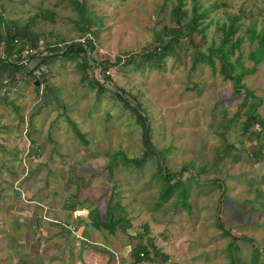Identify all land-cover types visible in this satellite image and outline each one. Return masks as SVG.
<instances>
[{"label": "rangeland", "instance_id": "obj_1", "mask_svg": "<svg viewBox=\"0 0 264 264\" xmlns=\"http://www.w3.org/2000/svg\"><path fill=\"white\" fill-rule=\"evenodd\" d=\"M176 2L84 0L82 18L68 0H0L6 17L32 19L40 49L63 47L90 31L95 36L92 56L115 61L101 93L81 79L77 64L82 55L60 53L45 61L50 66L45 87L37 89L32 75L1 86L6 96L0 99V238L11 230V244L1 243L0 264H46L51 249L72 252L75 236L68 223L88 236L89 230H99L96 238L114 240L118 254L144 242L152 253L166 256L143 264H264V160L254 159L248 146L236 163L227 152V157L217 152L229 139L249 142L241 133L242 122L249 103L257 100L248 96L241 103L244 88L236 90L233 80L224 78L218 56L214 67L204 62L193 67L191 48L177 49L158 63L145 60L154 29L171 23ZM198 2L207 23L198 42H218L217 25L236 17L233 38L240 35L241 41L231 58L235 72L241 71L236 59L242 62V82L262 98L256 109L264 120V0ZM192 4L183 1L189 14ZM87 16L94 21L89 26ZM97 74L102 78V72ZM121 88L146 111L150 138L163 163L170 171L182 170L183 202L177 191L167 200L159 198L162 180L154 175L153 157L139 166L123 158L141 156L144 144L142 127L114 94ZM237 125L238 131L227 129ZM213 177L218 182L210 181ZM108 205L131 226L117 225L111 232L97 228L90 208H98L104 218ZM76 208L87 213L75 216Z\"/></svg>", "mask_w": 264, "mask_h": 264}, {"label": "trees", "instance_id": "obj_2", "mask_svg": "<svg viewBox=\"0 0 264 264\" xmlns=\"http://www.w3.org/2000/svg\"><path fill=\"white\" fill-rule=\"evenodd\" d=\"M68 1L73 7L77 9L81 17L84 18L86 13L84 0ZM183 1L184 0H177V2L172 5L170 9V18L172 21L170 24L163 23L161 27L154 29V42L152 44L153 48L150 51H145V60L150 59V61L158 63L161 62L167 54L174 52L177 49L191 48V65L193 67L197 63L201 62L208 63L214 67L215 56H218L221 63L220 71L224 78L233 80L235 88H244L243 95L245 99L241 101V103H244L248 96H253L257 100L249 103V107L246 109V118L244 122H242V129L246 131L255 123H258L261 129L264 131V120L256 109V106L260 103L262 98L256 96L253 90L248 88L242 82L241 77L244 73L242 62L236 59L239 66H241V71L235 72V61H233L231 58L233 50L240 46L241 41L240 35L233 38V34L236 30V17L227 16L226 20L217 25L216 29L217 31H220L218 42H216L214 38L208 43L198 42V39L201 35L203 36V31L207 27V23L204 22L203 18L205 13L199 10L201 4L198 2V0H192L193 4L191 13L189 14L187 8L183 6ZM161 7L162 4L159 6V8ZM50 16L52 17L51 14ZM31 20L32 19L21 21L8 18L4 15V10L0 5V63H7L11 68V76L7 81L14 82L19 77L27 79V76L32 75L31 70H28L29 66L21 63L22 51L26 45L40 49L39 36L36 32H33L30 29V25L32 23ZM86 20L88 26L94 22L90 16H87ZM88 26L83 28L89 29ZM96 33L97 32H95V34ZM76 45H78L77 41L66 42L63 47H60L59 44H54L52 46L47 44L44 49H40L38 57L41 60L39 62L50 60L59 53L62 55L65 54L66 56L82 55V61H79L77 64L78 68L83 71L81 74V79L83 81L86 80L90 86L96 87L98 93H101L105 87V81H107V78L110 77L106 72L107 68L115 61L113 62L107 58L101 60L94 58L91 54V51L95 49V44H93L91 41L87 42L86 44H81V46L84 48L83 50L71 49L72 46ZM252 55H254L253 52L251 53V56ZM120 60L121 54L117 55L116 57V61ZM97 66H100L99 70H96L95 67ZM251 69H253V67ZM98 71L103 73L102 78L98 77ZM46 78V74L37 78L39 82L38 85H36L37 89L41 84H43L44 87L46 86ZM5 82L0 81V88L5 84ZM234 93L236 92L234 91ZM114 94L118 99L121 100V103L124 107L130 109V111L134 114L136 121L142 127V140L144 144L142 155L133 157L123 156V158L126 160V162L131 161L135 164V166H139L144 162L143 160L146 157H153L157 162L154 175L158 176L162 180L159 198L161 200H167L174 191H177L178 198H180V200L183 202L182 198H184V195L186 194V187H184V181L180 176L182 170L170 171L165 163H163L164 160L161 158L162 156L159 153L160 150L157 151L150 138V125L148 123L149 121L146 111L142 108L140 102L136 98L129 96L124 89H116ZM73 126L76 134L85 140L84 133H82L74 123ZM262 130H257V136L262 140H260V143L252 151L254 153V159L256 160L264 158L262 151V146L264 145V133ZM114 158L115 154H112L111 159L107 164L110 175H113ZM176 175H178V178ZM218 180L219 179L217 177L210 179L212 182H218ZM105 211L106 217L102 218L99 214L98 208H90V218L92 223L97 226V228L107 227L111 232L114 231L117 225H120L123 229L131 226L130 220L125 218L123 215H119L118 213L116 216H114L111 205H108ZM217 224L221 229L224 228L220 222L217 221ZM145 229L147 230V226H145ZM224 232L226 233L227 230L224 229ZM141 251L144 253L143 256H140L139 254ZM131 254L133 255L135 261L154 259L156 256L161 257L162 260L166 259V256L158 250L152 253L150 245L144 242H137L135 246L132 247ZM252 264H256L255 260Z\"/></svg>", "mask_w": 264, "mask_h": 264}, {"label": "crops", "instance_id": "obj_3", "mask_svg": "<svg viewBox=\"0 0 264 264\" xmlns=\"http://www.w3.org/2000/svg\"><path fill=\"white\" fill-rule=\"evenodd\" d=\"M10 76H11L10 66H8L7 63H0V81L5 82L10 78ZM255 124H256L257 128H255L256 126L254 127V125H253L249 129H247L246 131L242 130V132H241L248 139V141H249L248 143H246V139L244 140L242 138L237 139V141L229 139V141H226V143H223L222 149L221 150L218 149L217 152H221L224 156H226V152H227L229 154V157H227L228 155L226 156L227 159L229 158L230 159L229 161H232L233 163L234 162L236 163V162L244 159V155L242 154V149H244V148L247 149L246 146H248V150L252 153V155H254V153L252 151L256 148V146L258 145V142H260V138H258V136H257V130L258 131L262 130L258 123H255ZM238 128L239 127L237 125L235 128L228 127L227 129H232L233 132H235V131H238ZM222 134L225 137L227 132L224 131ZM238 137H239V135H238ZM262 151L264 154V145L262 146ZM217 154L219 155V153H217ZM232 155L234 157H232ZM262 160H264V159H261L260 161H262ZM257 162H259V161H257ZM257 162H255V163H257ZM254 165H256V164H254ZM44 228H45V226H44ZM9 229L10 228H8V230ZM96 231L99 232V230H97L95 228L91 232L89 230V232H88V233H90L89 236L86 235L85 233L82 234L88 240L77 241L75 238V246L72 248V252H69V250H67V248H65L66 251H65V249L64 250L62 249L61 251H59L58 249H51L50 250L51 255H49V256L45 255L44 256V257H47V263L46 264H49V263L50 264H62L63 256H66V258H63V259L68 261L67 264L70 263L69 262L70 258H72L71 264H111V260H113L115 262L116 256L114 255L113 251H116L115 248H117V247L114 246L116 242L114 240L108 239V238H102V239L96 238V235H97ZM54 232H59V231H53V233ZM0 233H3L2 229H0ZM129 233H131V232L129 231ZM10 234H11V230L9 231V233L7 234L6 237L4 236V234H1L3 239L0 238V247H1V243L3 242L4 239L6 240L8 245L11 244V240H10V236H9ZM40 238L43 241L42 235L40 236ZM44 238H46V235L44 236ZM42 241H41V243L43 244ZM45 241H47V240H45ZM131 249H132V247H131ZM131 249L128 252H125L124 254H123V252H122V254H120V252L118 251L119 252L118 258H119L121 264H131L135 261L133 255L131 254ZM47 252H48V250H46V253ZM14 257H15V255H14ZM67 257H69V258L67 259ZM51 258H53V260H50Z\"/></svg>", "mask_w": 264, "mask_h": 264}, {"label": "built area", "instance_id": "obj_4", "mask_svg": "<svg viewBox=\"0 0 264 264\" xmlns=\"http://www.w3.org/2000/svg\"><path fill=\"white\" fill-rule=\"evenodd\" d=\"M16 41V39H15ZM78 42V44H86L87 42L91 41L93 44L95 43V36L92 32L87 31L85 32L81 38H79L78 40H76ZM40 53V49L37 47H31L29 45H26L22 51V58H21V63L26 64L29 66L28 70H31L32 72V76L37 79L38 77H41L42 75L46 74L49 69L50 66L47 62L42 61L39 62L41 59L38 57ZM37 62H39L38 64H36ZM5 88L2 87V89L0 90V99L2 97L5 96ZM74 213L76 214L75 216L79 215V214H86L87 210L85 208H76L74 210ZM79 216H84V215H79ZM48 219V218H47ZM55 221H58L57 219H53ZM64 225H66L67 223H63ZM68 227H71V229L73 230L72 235L75 236L77 241H81V240H88L86 237H84L79 230L76 227V224L74 223H68L67 224ZM114 255L116 256V260L113 264H121L120 260L118 258L119 254L116 251H113ZM140 256H143L144 253L141 251ZM131 264H143V260H136Z\"/></svg>", "mask_w": 264, "mask_h": 264}, {"label": "water", "instance_id": "obj_5", "mask_svg": "<svg viewBox=\"0 0 264 264\" xmlns=\"http://www.w3.org/2000/svg\"><path fill=\"white\" fill-rule=\"evenodd\" d=\"M71 49H76V50H83L84 48L79 44V45H76V46H72ZM35 85H38V80L35 79L34 81ZM236 90H240V88H236Z\"/></svg>", "mask_w": 264, "mask_h": 264}, {"label": "clouds", "instance_id": "obj_6", "mask_svg": "<svg viewBox=\"0 0 264 264\" xmlns=\"http://www.w3.org/2000/svg\"><path fill=\"white\" fill-rule=\"evenodd\" d=\"M143 262H144V260H143Z\"/></svg>", "mask_w": 264, "mask_h": 264}]
</instances>
